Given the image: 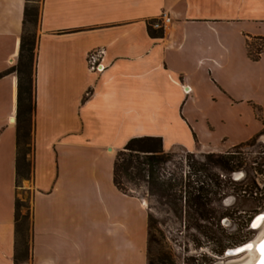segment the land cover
Masks as SVG:
<instances>
[{"label":"crops","instance_id":"0c3cea01","mask_svg":"<svg viewBox=\"0 0 264 264\" xmlns=\"http://www.w3.org/2000/svg\"><path fill=\"white\" fill-rule=\"evenodd\" d=\"M25 2L0 0V264H15L25 193L26 264H147L148 211L115 185V154L140 135L190 152L264 135V46L248 53L264 42V0H41L30 173L17 179ZM162 16L152 36L147 22ZM93 49L101 71L87 66Z\"/></svg>","mask_w":264,"mask_h":264},{"label":"rangeland","instance_id":"374dc122","mask_svg":"<svg viewBox=\"0 0 264 264\" xmlns=\"http://www.w3.org/2000/svg\"><path fill=\"white\" fill-rule=\"evenodd\" d=\"M40 2L41 0H33L31 3L37 9L38 16ZM37 30L38 18L36 22H28L25 26L24 34L26 38L34 41V47ZM256 44L264 46L263 40H257ZM251 45L249 48L253 49ZM33 58L34 48L31 69ZM87 66L89 67L88 63ZM31 113L32 110L27 111L26 105L19 112L25 132V137L19 142V154L25 149L27 153L30 152ZM263 140L264 135H261L241 142L236 147L226 144L219 151L188 152L180 146L173 149L174 163H168L167 166L174 169L176 175L181 176L182 204L185 196L188 198L187 183L192 185L210 183L211 175L220 182V188L213 187V190L216 189L215 192L208 194L210 198L208 205L212 208L208 216H200L188 204L181 211L175 212L165 198L146 193L142 182L125 181L127 191L139 195L149 214L147 264H243L246 261L248 252L232 254L231 250L248 240L255 241L261 233L259 226H252V221L255 215L264 212V206L256 212L249 211L248 207L255 193L251 195L243 188L245 184L252 183L264 193ZM207 153L230 156L231 163L239 164L233 170H226L209 162ZM192 164L198 169H193ZM167 170L165 167L161 171L166 173ZM21 201L19 212L27 214V218L24 219L17 235L15 264H26L25 262L29 261L30 196L25 193ZM24 257L26 259H23Z\"/></svg>","mask_w":264,"mask_h":264},{"label":"trees","instance_id":"16d2710c","mask_svg":"<svg viewBox=\"0 0 264 264\" xmlns=\"http://www.w3.org/2000/svg\"><path fill=\"white\" fill-rule=\"evenodd\" d=\"M33 0H26L23 10V26L21 32L20 47L18 53V61L15 66V70L18 76L17 82V101H18V115L21 108L26 105L27 111L33 109L32 103V57L34 41L26 38L25 26L28 22H36L38 18V11L32 5ZM155 20V19H154ZM154 20L147 22L148 33L152 36H158L162 33L158 27H153L151 23ZM248 45V44H247ZM248 53L252 58H257L258 54L252 52L248 48ZM25 137V132L19 131L18 144L21 138ZM240 144V143H239ZM239 144L233 145V147ZM184 149V148H183ZM186 150V149H184ZM190 152V151H188ZM27 149L23 150L19 154V146L17 153V179L22 175H28L30 173V161L26 159ZM207 160L213 164L219 165L226 170H233L239 163H231V157L223 155L221 153H207ZM174 151H164L162 148V138L155 135H140L130 137L121 149H119L113 162V181L115 185L127 193L129 192L125 188V181L131 180L133 182H142L144 190L149 195H157L165 198L175 212L181 211L183 207L188 206L197 212L200 216H208L212 212V208L209 207L210 198L208 194L215 192V188H220V182L214 175H211L210 183H201L192 185L187 183L188 198L184 199L182 204V184L181 176L176 175L174 169L172 170L167 166L168 163H174ZM193 169H198L195 164L191 165ZM168 169L166 173L161 170ZM125 178V179H124ZM127 185V184H126ZM244 190L249 191L253 196V200L248 207L251 212H256L258 209L264 206V193L252 183L244 185ZM259 194V195H258ZM22 201L15 200V233H16V250L14 255V263L17 261V235L20 233V226L24 223V219L27 218V214H20L19 206ZM149 219V214H148ZM21 222V223H20ZM149 227V220H148ZM27 249V248H26ZM27 256V255H26ZM23 259H26L24 257Z\"/></svg>","mask_w":264,"mask_h":264},{"label":"bare ground","instance_id":"6f19581e","mask_svg":"<svg viewBox=\"0 0 264 264\" xmlns=\"http://www.w3.org/2000/svg\"><path fill=\"white\" fill-rule=\"evenodd\" d=\"M15 119V118H14ZM16 121V120H15ZM254 226H259L261 233L255 241H250V247L244 250H234L232 249V254H240L248 252V257L243 264H253L259 258L256 264H264V218L258 216L254 221ZM263 238L262 241H260ZM260 241V242H259ZM257 242H259L257 244Z\"/></svg>","mask_w":264,"mask_h":264},{"label":"built area","instance_id":"2783aa9c","mask_svg":"<svg viewBox=\"0 0 264 264\" xmlns=\"http://www.w3.org/2000/svg\"><path fill=\"white\" fill-rule=\"evenodd\" d=\"M168 17L163 18V16L160 19L154 20L151 25L153 27H160L162 26V23L164 20H167ZM262 49L260 44L256 45V49L254 50V53L258 54L260 50ZM101 52L99 50L93 49L86 54V62L89 65V68L95 70V71H101L104 69L105 65L101 61ZM183 91L185 93H188L190 91V88L187 85L183 86ZM264 141V140H263Z\"/></svg>","mask_w":264,"mask_h":264},{"label":"water","instance_id":"95a60500","mask_svg":"<svg viewBox=\"0 0 264 264\" xmlns=\"http://www.w3.org/2000/svg\"><path fill=\"white\" fill-rule=\"evenodd\" d=\"M258 216H261L262 218H264V212H259L257 215H255V217L253 218V221L258 217ZM253 221H252V226L254 227V225H253ZM264 238V237H263ZM263 238L260 240V241H262L263 240ZM259 241V242H260ZM259 242H257V244L259 243ZM250 247V241L248 240V241H246L245 243H242L241 245H239V246H236L235 248H234V250H244V249H247V248H249ZM258 260H259V258L255 261V263H253V264H256L257 262H258Z\"/></svg>","mask_w":264,"mask_h":264}]
</instances>
